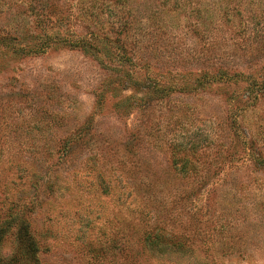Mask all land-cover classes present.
Returning <instances> with one entry per match:
<instances>
[{
    "label": "rangeland",
    "instance_id": "1",
    "mask_svg": "<svg viewBox=\"0 0 264 264\" xmlns=\"http://www.w3.org/2000/svg\"><path fill=\"white\" fill-rule=\"evenodd\" d=\"M123 22L125 66L169 89L126 114L133 90L81 50L1 39L116 52ZM21 202L38 264H264V0H0V222ZM155 232L188 252L145 249Z\"/></svg>",
    "mask_w": 264,
    "mask_h": 264
},
{
    "label": "trees",
    "instance_id": "2",
    "mask_svg": "<svg viewBox=\"0 0 264 264\" xmlns=\"http://www.w3.org/2000/svg\"><path fill=\"white\" fill-rule=\"evenodd\" d=\"M125 29L126 22H123L121 25L118 23V27L116 28L115 32L118 38H114L115 41L112 42L115 46H118V50L116 52L110 51L108 44L100 49L98 46H103L104 41H97L98 44H96V40L92 38L76 41L71 39L72 41H69L70 39H67L62 33H57L58 31L51 34L43 33L42 36L30 35L23 37L22 40H20L21 42H17V50L9 45L11 44V40L9 39L10 37L8 38L6 36L4 39L3 37L1 39L6 42L7 47H9L14 52V54L17 53L24 55L30 52L40 53L49 48L57 49L64 46L68 47L69 45H71L72 49L81 50L84 55H89L93 60L99 61L103 69H108L112 73L111 76L106 78L108 85H110L112 82H115L114 80H117L118 82H121L124 88H131L133 90L132 95L124 96V99H122L121 102L115 104V108H118L119 112L126 114L133 108L137 107L142 101L141 99H138V92H142L140 97H146L144 103H147V100L149 99L147 96H152L157 91H159L162 96H167L169 89L160 87L157 83L158 80L156 79H150L149 82H146L147 78H145L144 81L143 78H140V73L129 71V68L125 66L124 61L129 59L127 57L128 49L132 51L131 48L127 47L128 38L125 37L124 39L123 36ZM111 63L115 64L116 66L111 65ZM147 69L150 68L148 67ZM234 76L235 75L232 73L229 74L226 71L221 70L220 73L216 74V77L209 75L207 78H205V80L201 82V85H196V83H191L190 85L193 86V89H197L198 86L203 88L204 84L210 85L211 87L215 83L208 80L215 78L214 80L220 81L218 83L221 85H227V87H229V84L232 81L231 77ZM182 81L184 84L190 83L189 79H186L185 77L182 79ZM194 81L197 80L194 79ZM146 83L149 84L147 85ZM94 93L97 97V102H100L98 103V106H101V102L104 100L105 89L99 91L98 88H95ZM182 165L185 166L184 164ZM22 171L23 174H27L25 170ZM20 177L23 178L22 176ZM98 179L102 180L104 178L98 175ZM107 184L108 182H105L102 185L99 181L97 186L103 188V193H109L110 187ZM31 209L32 206L22 202L17 204L11 203L10 207L7 209V217L4 218L2 222H0V264H38L36 255L39 250V245L33 231L30 229L28 217V212H31ZM12 231H14L15 248L8 250L5 247V239H7V235ZM168 236H171V234ZM175 238L176 242L169 244V241L173 240V238H168L167 235L162 234L161 232H155L154 234L147 235V241L144 244V247L147 250L155 249L158 253L163 254L167 253L170 249V246L174 245L173 249L175 250V253H187L188 251L186 248H184L183 243L179 242L177 237Z\"/></svg>",
    "mask_w": 264,
    "mask_h": 264
}]
</instances>
